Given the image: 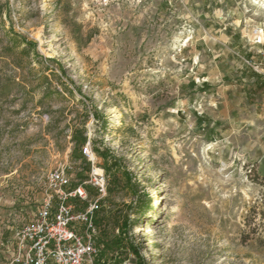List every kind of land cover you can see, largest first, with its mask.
<instances>
[{"label": "rangeland", "instance_id": "rangeland-1", "mask_svg": "<svg viewBox=\"0 0 264 264\" xmlns=\"http://www.w3.org/2000/svg\"><path fill=\"white\" fill-rule=\"evenodd\" d=\"M57 168L108 264H264V0H0V264Z\"/></svg>", "mask_w": 264, "mask_h": 264}, {"label": "built area", "instance_id": "built-area-1", "mask_svg": "<svg viewBox=\"0 0 264 264\" xmlns=\"http://www.w3.org/2000/svg\"><path fill=\"white\" fill-rule=\"evenodd\" d=\"M90 176L98 195L105 194L103 173L92 169ZM46 178L51 192L33 218L14 230L10 263L97 264L94 218L99 198L88 200L85 181L72 184L64 168L50 170ZM76 203L85 205L75 209Z\"/></svg>", "mask_w": 264, "mask_h": 264}, {"label": "trees", "instance_id": "trees-1", "mask_svg": "<svg viewBox=\"0 0 264 264\" xmlns=\"http://www.w3.org/2000/svg\"><path fill=\"white\" fill-rule=\"evenodd\" d=\"M192 84H193V82H192ZM204 86V85H203ZM77 134V133H76ZM76 142L78 143V145H81L84 141H85V137L82 135V133L78 136V137H76ZM79 155L80 156H83L80 152H79ZM79 178L81 179L82 178V176L81 175H79ZM94 222H95V224H97V211H96V213H95V218H94ZM122 232H124V231H122ZM124 234H125V232H124ZM120 240L119 239H115L112 243H104V247L107 249V248H109L110 247V245L111 244H113L114 246L115 245H120ZM132 251H133V253L136 255V257H137V259H136V264H143L142 263V260H141V257H140V255H139V253H138V251L136 250V249H134L133 247H132ZM103 256V251L100 253V255H99V257L97 258V263L98 264H108L107 263V261L106 260H104V259H102L101 257Z\"/></svg>", "mask_w": 264, "mask_h": 264}, {"label": "bare ground", "instance_id": "bare-ground-1", "mask_svg": "<svg viewBox=\"0 0 264 264\" xmlns=\"http://www.w3.org/2000/svg\"><path fill=\"white\" fill-rule=\"evenodd\" d=\"M92 158H93V157H92ZM96 170H97L98 172H97ZM96 170H95V171H96L97 173H100V172H101V170H100V169H96Z\"/></svg>", "mask_w": 264, "mask_h": 264}]
</instances>
